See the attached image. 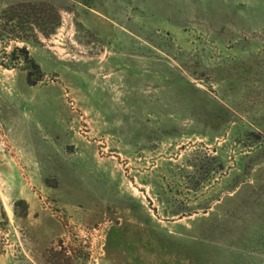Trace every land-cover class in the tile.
I'll list each match as a JSON object with an SVG mask.
<instances>
[{
    "label": "rangeland",
    "instance_id": "1",
    "mask_svg": "<svg viewBox=\"0 0 264 264\" xmlns=\"http://www.w3.org/2000/svg\"><path fill=\"white\" fill-rule=\"evenodd\" d=\"M0 264H264V0H0Z\"/></svg>",
    "mask_w": 264,
    "mask_h": 264
}]
</instances>
